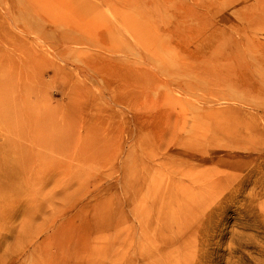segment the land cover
I'll list each match as a JSON object with an SVG mask.
<instances>
[{
  "label": "rangeland",
  "instance_id": "1",
  "mask_svg": "<svg viewBox=\"0 0 264 264\" xmlns=\"http://www.w3.org/2000/svg\"><path fill=\"white\" fill-rule=\"evenodd\" d=\"M0 264H264V0H0Z\"/></svg>",
  "mask_w": 264,
  "mask_h": 264
}]
</instances>
